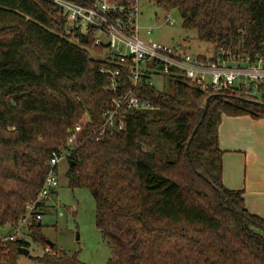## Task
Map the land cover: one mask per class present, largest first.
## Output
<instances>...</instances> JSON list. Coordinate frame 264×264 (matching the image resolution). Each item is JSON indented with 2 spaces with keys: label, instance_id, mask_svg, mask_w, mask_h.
<instances>
[{
  "label": "trees",
  "instance_id": "obj_1",
  "mask_svg": "<svg viewBox=\"0 0 264 264\" xmlns=\"http://www.w3.org/2000/svg\"><path fill=\"white\" fill-rule=\"evenodd\" d=\"M155 3L176 11L183 30L213 47L211 61H264V0ZM91 42L67 34L50 2L0 0V236L35 200L51 153L65 149L88 117L66 177L70 189L94 199L96 229L112 246L107 264H264V220L247 212L240 191L223 186L217 139L222 115L264 118L249 102L258 100L231 89L203 95L182 78L170 84L172 94L140 85L138 94L154 109L125 112L123 128L95 142L90 136L102 113L127 84L107 89L100 73L106 66L90 59L100 53L88 49ZM40 230L39 223L27 235L44 250ZM19 248L30 245L0 242V264H19ZM50 252L30 264H82L55 245Z\"/></svg>",
  "mask_w": 264,
  "mask_h": 264
},
{
  "label": "built area",
  "instance_id": "obj_2",
  "mask_svg": "<svg viewBox=\"0 0 264 264\" xmlns=\"http://www.w3.org/2000/svg\"><path fill=\"white\" fill-rule=\"evenodd\" d=\"M43 1L50 2L58 9L67 34L78 33L92 38L88 49L100 52L94 54L92 59L96 58L105 64L106 67L100 73L107 76L108 90L115 93L124 87L123 81L126 80L127 89L111 100V108L102 113L100 127L91 134L90 138L95 142L106 134L120 131L124 126L122 115L125 112H147L154 109L137 90L140 85L155 87L156 78H168V84L182 78L203 95L219 94L231 89L246 97H254L255 91L264 90L262 59L230 61L218 57L215 61L210 58L201 60L198 56L187 54L185 47H171L143 40L140 36L138 0ZM166 22L169 26L174 25L169 13ZM150 33L151 29H148L145 34ZM88 123V117L82 119L70 132L65 149L51 153L46 176L35 200L26 205L24 215L10 232L0 236V242L17 239L28 243V231L41 221V203L58 187L57 167L61 161L68 162L71 159L76 148V135ZM44 253L54 255L48 247L43 250Z\"/></svg>",
  "mask_w": 264,
  "mask_h": 264
},
{
  "label": "rangeland",
  "instance_id": "obj_3",
  "mask_svg": "<svg viewBox=\"0 0 264 264\" xmlns=\"http://www.w3.org/2000/svg\"><path fill=\"white\" fill-rule=\"evenodd\" d=\"M156 0H138L139 27L143 40H152L166 46H181L191 56L211 58L214 49L207 43L200 42L196 33L181 28V20L176 11L169 12L173 26L166 22L167 13L155 3ZM151 33L146 35V30ZM155 88L172 94L173 89L167 83L168 78L155 80ZM263 93V94H262ZM255 91L254 98L264 103V91ZM225 116V115H222ZM164 150L171 149V144L164 143ZM68 162L61 161L57 167L58 187L55 192L43 200L40 221V234L45 241L55 245L58 253L76 257L82 264H107L112 258L111 244L96 229L95 202L91 193L83 188L70 189L66 173ZM29 256L19 258V264H30L31 258L40 257L43 248L28 239Z\"/></svg>",
  "mask_w": 264,
  "mask_h": 264
},
{
  "label": "crops",
  "instance_id": "obj_4",
  "mask_svg": "<svg viewBox=\"0 0 264 264\" xmlns=\"http://www.w3.org/2000/svg\"><path fill=\"white\" fill-rule=\"evenodd\" d=\"M217 139L223 186L240 191L247 212L264 220V118L221 116Z\"/></svg>",
  "mask_w": 264,
  "mask_h": 264
},
{
  "label": "water",
  "instance_id": "obj_5",
  "mask_svg": "<svg viewBox=\"0 0 264 264\" xmlns=\"http://www.w3.org/2000/svg\"><path fill=\"white\" fill-rule=\"evenodd\" d=\"M92 59V58H90ZM209 101H210V98H206L203 102V114H202V117L204 116L207 108H208V105H209ZM237 101L239 102H246V100L244 98H237ZM251 104L255 105V106H259V107H262L264 109V103L262 102H258V101H249ZM200 124V123H199ZM197 130V127L195 128L194 132ZM70 166H73L74 164L72 162L69 163ZM46 245L51 248L53 244H51L50 242L46 241ZM17 253L19 256H22V257H28L29 256V250L26 249V248H19L17 250Z\"/></svg>",
  "mask_w": 264,
  "mask_h": 264
}]
</instances>
